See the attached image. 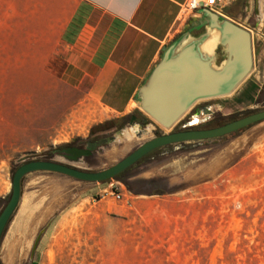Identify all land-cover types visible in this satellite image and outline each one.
<instances>
[{
  "label": "rangeland",
  "instance_id": "obj_1",
  "mask_svg": "<svg viewBox=\"0 0 264 264\" xmlns=\"http://www.w3.org/2000/svg\"><path fill=\"white\" fill-rule=\"evenodd\" d=\"M245 6L241 0L240 9ZM239 22L254 25V20ZM252 36L256 63L247 79L260 84L254 100L237 104L227 96L202 99L175 126L154 124L138 136L140 119L148 117L143 109L131 113L138 116L132 129L131 114L114 116L99 106L90 107L88 100L74 99L84 93L81 89L52 82L66 68V60L56 50L57 38L50 27L47 49L33 52L34 82L28 108L17 105L16 137H0L4 206L14 171L25 161L47 159L101 170L155 135L190 127L199 105L212 112L202 110L197 120L193 118V127L221 125L264 109V40L256 30ZM218 53L221 62L225 58L221 47ZM119 118H124L120 124L112 122ZM113 134L115 140L102 145L90 159L71 160L57 151ZM173 159L183 163L169 166L165 175H139L144 169L160 170ZM131 174L129 180H137L138 194L115 178L84 181L49 171L26 175L21 202L1 240L2 264H244L254 244L259 246V264H264V120L222 138L164 146ZM116 181L123 194L119 200L104 192Z\"/></svg>",
  "mask_w": 264,
  "mask_h": 264
},
{
  "label": "crops",
  "instance_id": "obj_2",
  "mask_svg": "<svg viewBox=\"0 0 264 264\" xmlns=\"http://www.w3.org/2000/svg\"><path fill=\"white\" fill-rule=\"evenodd\" d=\"M183 1L0 0V117H7L0 119V137H16L17 105L28 108L34 82L33 52L47 49L50 27L57 38L56 50L66 60V68L53 83L74 85L84 91L75 100H88L90 107L99 106L114 116L141 110L138 90L165 47L187 30L198 35L208 27L200 25L202 13L178 19ZM243 1L246 6L241 10V0H222L221 15L238 23L240 19L254 20V25L244 27L253 35L256 30L264 40V0ZM242 84L226 95L232 103L245 104L257 97V79H246ZM181 163L173 159L160 170L144 169L139 175H165L169 166Z\"/></svg>",
  "mask_w": 264,
  "mask_h": 264
},
{
  "label": "water",
  "instance_id": "obj_3",
  "mask_svg": "<svg viewBox=\"0 0 264 264\" xmlns=\"http://www.w3.org/2000/svg\"><path fill=\"white\" fill-rule=\"evenodd\" d=\"M203 14L200 25L207 29L198 35L187 30L167 47L146 81L138 90V100L148 117L142 119L135 133L142 136L150 126L159 124L171 128L178 124L202 99L226 96L233 93L251 74L254 67V47L251 31L235 20L209 8L199 11ZM199 25V26H200ZM216 34L217 46L208 52L204 45ZM217 47L224 52V60L219 62ZM204 113H211L208 106H202ZM190 127L161 133L144 141L137 148L116 163L101 170H86L60 161L33 159L20 164L14 171L10 198L0 213V244L4 232L19 207L23 196V181L26 175L37 171L58 172L84 181H105L121 174L140 159L157 148L170 144L205 140L235 133L243 128L264 120V109L252 111L224 124L213 127ZM132 129L133 122L131 121ZM148 127H145V126ZM124 133L127 130H123ZM113 134L103 138L101 144L115 140ZM99 145L98 143H95ZM88 150L76 149L68 155L76 159ZM0 264H2L0 258Z\"/></svg>",
  "mask_w": 264,
  "mask_h": 264
},
{
  "label": "built area",
  "instance_id": "obj_4",
  "mask_svg": "<svg viewBox=\"0 0 264 264\" xmlns=\"http://www.w3.org/2000/svg\"><path fill=\"white\" fill-rule=\"evenodd\" d=\"M222 0H185L180 5L179 20L190 19L191 17L197 16L202 8H209L219 14H221L222 7L220 4ZM252 33V32H251ZM121 183L119 181L110 183V190L104 191L110 192L116 199L122 198V192L120 190Z\"/></svg>",
  "mask_w": 264,
  "mask_h": 264
},
{
  "label": "trees",
  "instance_id": "obj_5",
  "mask_svg": "<svg viewBox=\"0 0 264 264\" xmlns=\"http://www.w3.org/2000/svg\"><path fill=\"white\" fill-rule=\"evenodd\" d=\"M121 119H123V118L116 119V120H114V121H112V122H118V121H120ZM247 127H249V126H247ZM247 127H245V128H247ZM243 129H244V128H243ZM222 137H223V136H222ZM222 137H218V138H222ZM206 140H211V139H206ZM191 142H199V140H197V141H191ZM167 146H169V145H167ZM160 148H163V147H160ZM160 148H157V149H155V150H158V149H160ZM155 150H154V151H155ZM154 151H152L151 153H153ZM151 153H149L148 155H146L145 157H143L142 159H140L137 163H135L134 165L130 166L129 168H127L125 171H123L121 174L117 175V176L114 177V178H115V179H118V180H120V181H122L123 183H125L126 186H127V188H128V190H129L130 192L135 193V194L140 193V191H138V190L135 188V183H136L137 180H135V181H130V180H129V178L133 175V174H131V170H132L133 168H135L136 166H138L139 164H141V162L144 160V158H146L147 156H149ZM106 181H108V180H105V181H102V182H106ZM151 181H153V180H151ZM2 206H4V200H2V199L0 198V207L4 209L5 206H4V207H2ZM1 212H2V209H1ZM260 237H261V236H258L257 240H259ZM244 243H245V242H244ZM251 248L253 249V251H252V252H249V253H248V257L246 258V260H243L242 262H243L244 264H259V259H258V257H257V250H258L259 246L256 245V244H254V245L251 246ZM261 254L264 255L263 252H262Z\"/></svg>",
  "mask_w": 264,
  "mask_h": 264
},
{
  "label": "flooded vegetation",
  "instance_id": "obj_6",
  "mask_svg": "<svg viewBox=\"0 0 264 264\" xmlns=\"http://www.w3.org/2000/svg\"><path fill=\"white\" fill-rule=\"evenodd\" d=\"M201 107H202V105L197 106L195 108V112L198 109H200V111H202ZM137 119H138V116L136 114H131L129 116V121L134 122ZM123 120H124V118L121 119L120 121H118L117 124H120ZM140 122H142V119H140ZM109 136H111V135H103V136H100V137H94V138H91V139H87L85 142L72 143V144L68 145L65 148H58L57 151L64 153V155L68 157V155H70V154L71 155L75 154L76 149L88 150V152L86 154L80 155L77 158L83 157L85 159H90V158H92V157H94L96 155L97 150L102 145H106L107 144V143H105V144H101L100 145L99 143H101V140L103 138H108ZM95 143H98L99 145H96Z\"/></svg>",
  "mask_w": 264,
  "mask_h": 264
},
{
  "label": "bare ground",
  "instance_id": "obj_7",
  "mask_svg": "<svg viewBox=\"0 0 264 264\" xmlns=\"http://www.w3.org/2000/svg\"><path fill=\"white\" fill-rule=\"evenodd\" d=\"M216 46H217V37H216V34H213L207 39L204 47L208 52H213L214 49L216 48ZM195 120H197V117H195ZM132 132H134V131L131 130V132H130L131 135L133 134ZM128 134H129V132H128Z\"/></svg>",
  "mask_w": 264,
  "mask_h": 264
}]
</instances>
